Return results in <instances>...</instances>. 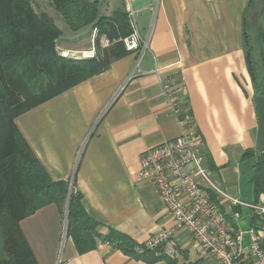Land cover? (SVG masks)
Returning <instances> with one entry per match:
<instances>
[{
  "label": "crops",
  "instance_id": "1",
  "mask_svg": "<svg viewBox=\"0 0 264 264\" xmlns=\"http://www.w3.org/2000/svg\"><path fill=\"white\" fill-rule=\"evenodd\" d=\"M96 1L106 17L125 12L130 2L140 48L17 118L19 131L51 179L67 181L81 195L85 213L101 225L102 233L113 229L145 244L170 228L172 221L154 187L139 178V158L146 149L179 136L181 124L167 97L174 92L193 121L212 181L241 203L233 206L218 198L221 210L241 230L264 229L260 221L250 223L254 212L249 206L264 205V194L255 198L253 171L243 160L245 153L259 152L255 93L241 36L250 0ZM53 11L48 4L47 14L57 20ZM81 42H63L57 50L92 49L93 44L85 49ZM62 219L66 245L56 263ZM65 222L55 205L21 222L38 264H148L107 244L77 254ZM177 238L178 256L165 254L177 264H217L201 256L186 233ZM242 263L252 264L247 257Z\"/></svg>",
  "mask_w": 264,
  "mask_h": 264
},
{
  "label": "trees",
  "instance_id": "2",
  "mask_svg": "<svg viewBox=\"0 0 264 264\" xmlns=\"http://www.w3.org/2000/svg\"><path fill=\"white\" fill-rule=\"evenodd\" d=\"M46 1L72 33L96 30L95 56H62L57 47L69 41L35 0H0V264H38L20 224L49 205H55L62 215L67 200L66 236L77 254L107 244L148 264H177L162 247L148 249L113 229L102 233L101 225L85 213L81 195L73 188L69 192L67 181L51 179L16 125L20 116L103 73L128 54L122 40L131 34V28L124 11L106 17L99 14L96 0ZM252 15L256 24L251 22ZM260 20L264 21V0H250L242 16L241 36L254 97H264V28ZM100 36L111 43L109 48H100ZM186 115L182 109V116ZM243 160L253 171L251 182L258 199L264 194V150L249 151ZM259 221L264 225V219L251 216L252 226Z\"/></svg>",
  "mask_w": 264,
  "mask_h": 264
},
{
  "label": "built area",
  "instance_id": "3",
  "mask_svg": "<svg viewBox=\"0 0 264 264\" xmlns=\"http://www.w3.org/2000/svg\"><path fill=\"white\" fill-rule=\"evenodd\" d=\"M125 13L131 34L122 41L128 53L137 52L140 36L134 24L136 12L128 1ZM99 45L101 49H107L111 43L100 36ZM142 45L143 48L147 46L146 42ZM60 53L64 57L78 56L81 59L95 56L94 47L88 51ZM170 93L167 97L173 113L179 118L181 132L177 138L148 148L141 154L139 178L154 187L172 226L151 235L145 242L146 247L151 250L162 247L168 257L176 258L179 254L177 236L184 232L201 256L210 257L217 264H242L246 257L252 264H264V229L241 230L221 210L218 198L227 199L233 206L241 203L226 196L212 181L204 167L201 142L193 121L188 115L182 116L177 95ZM249 208L255 215L264 216V205Z\"/></svg>",
  "mask_w": 264,
  "mask_h": 264
},
{
  "label": "rangeland",
  "instance_id": "4",
  "mask_svg": "<svg viewBox=\"0 0 264 264\" xmlns=\"http://www.w3.org/2000/svg\"><path fill=\"white\" fill-rule=\"evenodd\" d=\"M36 1H37L38 4H40L41 7H44L45 6L46 7V10H47V6L49 4L48 2H46L45 0H36ZM52 14L53 13H51V15ZM250 19H251V22L253 24H256L257 23L256 16L255 15H252ZM260 22H261V24H262V26L264 28V21L260 20ZM55 24L62 31V33H63L62 34V37H63L64 40H67V41H73V40L83 41L81 43L84 45L82 47L85 48V49L88 48L89 46L92 47V44L94 43V40H95V38L97 36L96 30L91 31L90 28L84 29V30L79 31L77 33H72L69 30V28L67 27V25L65 24V22L61 18L55 20ZM89 34H90V36H88ZM92 37H93V41H92ZM58 51L59 52H65V51H62V49L61 50L59 49ZM82 51H88V50H82ZM75 58L78 59L80 57L77 56ZM65 205H66V203H65ZM62 215H63V217L65 216V206L63 207V214ZM66 222H65V224H66ZM240 223H242V222H240ZM63 224L64 223H63V219H62L61 220V237H60V244H59V252H58V256H57L56 263H58L60 261V259L63 258V251H64V248H65V245H66V240L63 238ZM65 227H66V225H65ZM2 254H3V250H2V239L0 237V255H2Z\"/></svg>",
  "mask_w": 264,
  "mask_h": 264
},
{
  "label": "water",
  "instance_id": "5",
  "mask_svg": "<svg viewBox=\"0 0 264 264\" xmlns=\"http://www.w3.org/2000/svg\"><path fill=\"white\" fill-rule=\"evenodd\" d=\"M253 101L256 110V122H257L258 135H259V144L257 150L263 151L264 150V97L256 96L253 98ZM67 211H68V200L65 205V221H67Z\"/></svg>",
  "mask_w": 264,
  "mask_h": 264
}]
</instances>
